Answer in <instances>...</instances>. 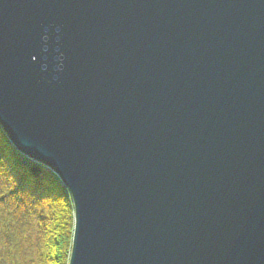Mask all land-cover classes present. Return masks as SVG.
Listing matches in <instances>:
<instances>
[{"label": "water", "instance_id": "1", "mask_svg": "<svg viewBox=\"0 0 264 264\" xmlns=\"http://www.w3.org/2000/svg\"><path fill=\"white\" fill-rule=\"evenodd\" d=\"M0 128L69 264H264V0H0Z\"/></svg>", "mask_w": 264, "mask_h": 264}, {"label": "trees", "instance_id": "2", "mask_svg": "<svg viewBox=\"0 0 264 264\" xmlns=\"http://www.w3.org/2000/svg\"><path fill=\"white\" fill-rule=\"evenodd\" d=\"M74 222L67 191L0 128V264H69Z\"/></svg>", "mask_w": 264, "mask_h": 264}]
</instances>
